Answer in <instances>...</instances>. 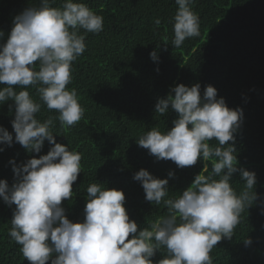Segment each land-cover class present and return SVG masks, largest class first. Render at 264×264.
Masks as SVG:
<instances>
[{
    "label": "clouds",
    "instance_id": "clouds-1",
    "mask_svg": "<svg viewBox=\"0 0 264 264\" xmlns=\"http://www.w3.org/2000/svg\"><path fill=\"white\" fill-rule=\"evenodd\" d=\"M53 3L40 0L39 6L25 8L15 16L6 42L0 43V85H6L0 87V105L14 102L15 142L35 153L41 152L45 140L52 145L46 155L24 164L10 161L15 174L11 187L0 179V199L15 205L9 236L29 264H154L161 248L166 255L155 264H213L212 249L221 240L232 239L242 213L258 199L256 174L237 167L235 140L243 109L229 108L212 85L203 94L199 83L177 85L174 96L160 98L155 105L161 116L169 108L178 113L174 127L165 132L154 127L136 142L158 160H171L179 168L211 160V170L204 163L178 198H167L168 179L155 178L145 169L135 173L145 199L167 208L166 215L142 230L129 217L124 192L101 183L86 189L83 222L70 221L61 204L74 196L82 153L57 143L53 129L56 119L67 131L85 116L77 89L68 88L72 64L86 50V35L103 31L104 17L82 0H63L59 7ZM175 3L172 46L180 47L186 39L200 36V18L191 7L194 0ZM160 23L157 18L156 26ZM4 35L0 31V39ZM150 58L158 61L157 51ZM30 86L36 88L40 102L30 95ZM17 87L24 90L16 91ZM42 105L58 116L37 119ZM212 140L219 146H211ZM0 144H13V135L2 126ZM237 172L244 181L239 193L231 184Z\"/></svg>",
    "mask_w": 264,
    "mask_h": 264
},
{
    "label": "trees",
    "instance_id": "trees-1",
    "mask_svg": "<svg viewBox=\"0 0 264 264\" xmlns=\"http://www.w3.org/2000/svg\"><path fill=\"white\" fill-rule=\"evenodd\" d=\"M104 17L103 31L86 35V50L72 64V82L85 116L67 131L55 120L56 142L82 153V172L73 184L74 196L61 206L72 222H83L87 187L101 183L106 188L122 190L125 208L138 231L148 227L167 208L145 199L139 181L133 177L141 169L155 178L168 179L169 197L178 198L203 170H211L212 161L198 160L194 166L179 168L171 160H158L136 141L158 128L171 130L178 113L169 108L161 116L155 112L160 98L175 95L179 84L191 87L212 85L231 109H243V122L236 133L238 168L254 172L257 201L242 213L231 240H221L211 251L213 264H264V0H194L192 9L200 18V36L186 39L180 47L172 46L173 18L178 9L175 0H82ZM40 0H0V31L5 43L15 16ZM63 0H55L59 7ZM161 21L157 27L156 19ZM157 51L158 61L150 58ZM6 85H0L4 87ZM24 90L20 87L16 91ZM37 102L39 93L28 87ZM42 103V102H41ZM11 106V107H10ZM57 117L55 110L42 105L36 118L44 121ZM13 101L0 105V126L13 135V144H0V179L9 187L15 182L10 161L17 165L46 155L47 140L40 153L28 152L15 142L12 121ZM232 142L230 141L229 144ZM219 146L216 140L210 141ZM169 172L174 175L169 177ZM237 193L244 190L239 172L232 177ZM15 205L0 199V264H29L20 245L9 236ZM251 243L245 245L244 240ZM166 255L161 248L154 264Z\"/></svg>",
    "mask_w": 264,
    "mask_h": 264
}]
</instances>
